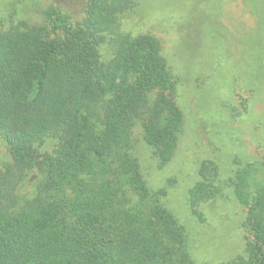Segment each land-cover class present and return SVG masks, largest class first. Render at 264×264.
Returning a JSON list of instances; mask_svg holds the SVG:
<instances>
[{
  "label": "trees",
  "instance_id": "obj_1",
  "mask_svg": "<svg viewBox=\"0 0 264 264\" xmlns=\"http://www.w3.org/2000/svg\"><path fill=\"white\" fill-rule=\"evenodd\" d=\"M86 7L81 20L42 9L41 26L0 31V141L18 172L0 169V264H198L167 189L149 186L133 153L139 128L164 167L184 127L159 42L121 34L105 61L103 34L119 29L135 1ZM24 171L35 172L31 194L12 210ZM197 175L187 197L196 214L220 193L212 161ZM230 186L246 236L243 253L220 264H264V163L237 169Z\"/></svg>",
  "mask_w": 264,
  "mask_h": 264
},
{
  "label": "rangeland",
  "instance_id": "obj_2",
  "mask_svg": "<svg viewBox=\"0 0 264 264\" xmlns=\"http://www.w3.org/2000/svg\"><path fill=\"white\" fill-rule=\"evenodd\" d=\"M119 29L104 33L103 60L121 34L150 35L160 45L177 86L184 127L171 160L156 166L139 128L133 153L153 189L165 187L167 208L185 226L193 260L220 264L241 255L245 209L231 190V178L248 163H264V0H134ZM88 0H0V31L41 26L42 9H61L81 20ZM53 138L43 146L53 145ZM218 169L220 193L190 209L188 191L201 162ZM13 162L0 141V169ZM35 172L24 171L12 210L28 200Z\"/></svg>",
  "mask_w": 264,
  "mask_h": 264
}]
</instances>
